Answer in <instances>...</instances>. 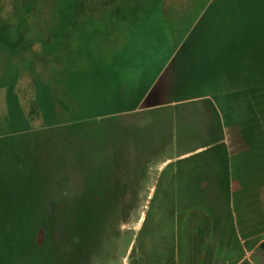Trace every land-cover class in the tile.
Segmentation results:
<instances>
[{
	"label": "rangeland",
	"instance_id": "obj_1",
	"mask_svg": "<svg viewBox=\"0 0 264 264\" xmlns=\"http://www.w3.org/2000/svg\"><path fill=\"white\" fill-rule=\"evenodd\" d=\"M50 1L54 0L39 1L37 7L34 0H0V22L8 24L13 36L16 32L21 34L5 38L8 44L19 41L14 47L0 44V73H18L14 88L20 105L32 129L37 133L47 131L46 137L57 129L49 131L42 125L33 78L36 75L46 78L48 72L40 60L36 58L31 64L30 59L40 50L36 34L45 36L56 31L53 22L49 23ZM88 2V7L99 10L111 0ZM195 3L197 10L205 7L198 19L205 15L188 32L184 27L187 17H191L185 13L174 19L171 13L188 10L191 0H164L163 6L158 1L150 10L144 2L140 3V12L120 19L115 27L107 20H99L104 18L99 11H91L93 18H100L91 20L93 26L84 27L79 33L81 37L73 39L71 46L81 50L75 54L78 57L82 54L89 75L99 78V81L92 79L88 88L81 91L82 99L76 96L80 104L83 102L84 112L131 107L152 87L161 68L156 70L153 62L165 63L167 54L163 49L157 51V42L166 40L170 26L176 21L180 30L170 36L168 47L173 55L187 40L178 54L181 65L189 63L183 67L185 73L196 72L199 57L198 60L195 57L199 52L202 56L205 44L210 51L220 49L226 55L224 59L211 60L212 65L224 63L221 71L227 70L219 74L222 78L215 90L221 93H210L211 102L217 104L224 95L222 91L231 92L239 86L252 88L258 84L264 90V0ZM206 38L211 41L205 42ZM27 39H32L33 44ZM146 46L148 51H138ZM236 63L245 67L242 71L247 75L245 82L235 81ZM94 68L98 69V75L94 74ZM146 69L149 75L144 74ZM7 75L4 78L9 80ZM161 86L151 100L154 105L165 100L167 89ZM203 88L196 83L194 89L188 90L200 94ZM4 95L5 88H0V121L5 115ZM209 108L199 99L186 100L153 108L134 118L121 115L115 127L100 119L85 121L77 139L74 136L70 140L50 139L42 147L39 142L36 149L35 140H26L25 146L37 150L35 156L43 161L36 171L39 183L46 186L47 195L55 196L53 205L45 202L49 206L44 210L60 214L64 217L60 221L67 222L76 208L82 209L91 190L99 196L107 193V178L112 181L116 174H134L135 206L123 213L124 221L112 228L113 236L106 238L103 251L92 264H264V245H260L264 244V171L255 172L263 165L264 155L260 151L241 154L244 149L232 143L228 132L225 133L227 127L218 116V109ZM74 114L73 109V118ZM220 133L225 137L222 146L216 141ZM0 142L6 147H16L12 141ZM226 153L230 155L231 174H223ZM59 156H63L65 172L67 162L71 161L68 174L55 171ZM167 159L170 160L165 162ZM12 187L10 184L1 187L2 192L10 193L0 197V237L4 241L22 235V228L18 227L15 234V228L11 227L20 225L28 210L24 205L27 197L16 194ZM11 220L16 223H10ZM35 241L39 245L41 235L36 234ZM49 249L55 252L57 246L49 244Z\"/></svg>",
	"mask_w": 264,
	"mask_h": 264
},
{
	"label": "trees",
	"instance_id": "obj_2",
	"mask_svg": "<svg viewBox=\"0 0 264 264\" xmlns=\"http://www.w3.org/2000/svg\"><path fill=\"white\" fill-rule=\"evenodd\" d=\"M39 1L44 0H34L37 7L40 6ZM158 1L161 2V6L164 5V0H151V3L145 0H111L102 8H98L99 10L93 8L94 6L93 9L88 7V0L50 1L52 8L49 23L53 22L56 31L54 34L49 35L47 33L45 36L36 34V41L40 44V50L34 52L33 58L30 59L31 64L35 62L36 58L40 60L43 68L48 72L46 78L39 75L33 78L35 104L39 109L42 125L45 127L44 129L49 131L57 129L48 137H46L47 131L37 133L32 129V125L20 105L14 88L18 73L12 75H7L8 71L0 73V88H5V115L0 121V126H2L0 127V141L7 140L16 143V147H6L0 142V197L5 196V194L10 195L9 192H2L1 190L3 185L10 184L16 194L20 193L27 197V203L24 205L28 209L24 214L25 218L22 219L21 226L13 225L17 227H11L15 228V234L18 227L22 228V235L10 236L5 241L0 237V264H92L95 257L103 251L106 238L109 235L110 237L113 236L110 233L112 228L124 221L125 215L123 216V213L127 210V214L134 208L137 195L133 191L136 185L134 174H120L119 176L116 174L112 181L109 178L105 181L109 184L106 187L108 188L107 193L99 196L97 191L91 190L83 208L80 210L76 208L70 217L71 219H68L67 222L65 220L60 221L64 219L60 214L51 210H44L45 207L49 206V203L52 204L55 196L47 195L46 186L43 183L41 185L38 181L36 171L43 166V161L40 157L38 159L35 156L37 153L35 149L39 142L42 147L47 145L50 139L70 140L73 136V139H77L85 121L100 119L102 122L112 124L115 127L118 125L117 119L121 112L136 108V105H133L93 114L84 112V104L83 102L80 104V99L78 98V101L76 96L81 98V91L88 88V85L93 81L92 79L99 81V78H92L89 75L88 67L83 66L82 54L79 57L75 54L77 50L81 53V50L72 48V41L81 37L79 33L84 27H92V21L95 18H100L98 16L93 18V15L90 14L91 11L96 10L99 11L100 16H107L99 20L102 22L107 20L112 24V27H115L120 19L125 20L124 16L132 15L137 11L140 12L139 10L142 8L140 3L143 4L144 2L150 10L153 9V4ZM195 1L191 0L190 8L187 10L191 17L190 19L187 18V32L205 8L200 7L197 10ZM115 20L117 21L115 22ZM8 27L7 23L0 22V44L5 47H14L19 41L8 44L5 38L10 36L17 38L21 34L16 32L13 36ZM210 41L209 38L205 39V42ZM26 42L33 44L32 39H27ZM185 42L174 53L153 92H159L162 89L161 84H163L167 89L164 103L169 106L172 103L181 104L186 100L199 99L204 104L207 103L208 108L216 107L219 112L218 116L227 127L225 133L228 132L232 143L235 142L244 149L241 154L260 151L264 155V90L262 87L257 84L252 88L239 86L238 89L231 92L222 91L224 95L215 105L208 96L210 93L217 95L221 93L215 88L222 78L219 74L226 73L227 70L221 71L224 63L222 66H217L215 62L212 65L211 60L217 57L224 59L226 55H223V50L220 49L210 51L209 45L207 47L205 44L202 56L199 52L195 57L196 60L199 57L196 72L188 74L187 71L184 72L183 67L189 63L181 65L178 62L179 51ZM175 64L180 67L175 66ZM236 64L238 70L235 72L237 73L235 81L240 80L241 83L242 80L247 79V75L242 72L245 67L241 63ZM218 67H220V71H218ZM5 73L9 76V80L4 78ZM94 74L98 75V69L94 68ZM196 83L204 87L203 93L196 94L188 90L194 89ZM187 90L189 93H186ZM73 109L75 110L74 118L71 116ZM209 131H212L211 128ZM216 137V141L220 143L218 146H222L225 137L221 133ZM29 138L35 140L33 142L35 149L33 147L29 149L25 146L28 145L26 140ZM226 155L223 163V174H231L230 155L229 153ZM62 160L63 156H59L55 163L58 170L55 171L60 174H68L69 168H72V163L71 161L67 162L68 171L65 172L62 168ZM262 164L255 169L257 174H261V170L264 171V161ZM102 178L100 180L103 183ZM39 208L41 209L38 210ZM145 219L146 217L143 222ZM13 222L16 223L14 220L10 221V223ZM2 228L5 229L6 227ZM36 234L41 235L39 245L35 241ZM91 234H93L92 237ZM90 239L92 242L90 241L89 244L87 241ZM49 244L56 245L57 250L52 252L49 249ZM260 245L263 247L264 244L261 243Z\"/></svg>",
	"mask_w": 264,
	"mask_h": 264
},
{
	"label": "crops",
	"instance_id": "obj_3",
	"mask_svg": "<svg viewBox=\"0 0 264 264\" xmlns=\"http://www.w3.org/2000/svg\"><path fill=\"white\" fill-rule=\"evenodd\" d=\"M191 5V4H190ZM189 8H190V6H189ZM188 8V9H189ZM188 15V13H187V10H181V9H179L178 11H176V12H173V13H171V16L174 18V19H179L180 17H182L183 15H186V14ZM129 16H131V15H126V16H124L123 18H128ZM107 16H104V18H106ZM188 18V17H187ZM199 19L197 18L196 19V21L194 22V24H196V22L198 21ZM176 23H177V21H176ZM173 24V25H171L170 26V29H169V35L168 36H166V40H161V41H158L157 43H159V48L157 49V51H160V50H166V52H167V54H165V56H164V58H166V62L165 63H160L159 64V62H157L156 63V61L157 60H154V66H156V70L158 69V68H160V70H159V72H158V74H159V76H158V78L157 79H154V82H153V86L152 87H150V88H148V89H146L145 91H144V93H143V95L141 96V97H139V98H137V100L134 102V103H132V105L131 106H133V105H136V108L134 109V110H130V111H125V112H121L120 113V115L119 116H121V115H125V114H128V115H132L133 116V118H134V116L136 115H143L144 113H146V112H149V111H151V110H153V108H158V107H162V106H165L166 105V103H161V104H157V105H154L153 103H151V100L161 91V90H159V92H153V89H154V87L156 86V84L158 83V81L160 80V78H161V76L163 75V73H164V71H165V69H166V67L168 66V64H169V62L171 61V59H172V57H173V55H172V48H170V47H168L169 46V40H170V36L171 37H174L175 36V33L176 32H178L179 30H180V28H179V26L177 25V24ZM186 24H187V22H186ZM193 24V25H194ZM192 25V26H193ZM184 29H185V32H187L186 31V25H185V27H184ZM181 40V39H180ZM148 51V46H146V47H144V48H139V50L138 51ZM152 50H155L154 48L152 49ZM153 71H155V70H153ZM149 73H150V71L149 70H147L146 69V71H145V75L147 74V75H149ZM154 73V72H153ZM244 82L246 81V80H243ZM157 93V94H156ZM140 99V102H138V100ZM145 99H147V102H148V106L146 107V108H144V109H138V107H139V105L141 104V102L143 101V100H145ZM171 106L172 105H174V103H172V104H170ZM200 148H202V147H200ZM200 148H198V149H200ZM197 149V150H198ZM187 154V153H186ZM186 154H183V155H181V156H185ZM170 159H167L165 162H167V161H169Z\"/></svg>",
	"mask_w": 264,
	"mask_h": 264
},
{
	"label": "water",
	"instance_id": "obj_4",
	"mask_svg": "<svg viewBox=\"0 0 264 264\" xmlns=\"http://www.w3.org/2000/svg\"><path fill=\"white\" fill-rule=\"evenodd\" d=\"M148 106V102H147V99H145V100H143L142 102H141V104L139 105V107H138V109H144V108H146Z\"/></svg>",
	"mask_w": 264,
	"mask_h": 264
}]
</instances>
